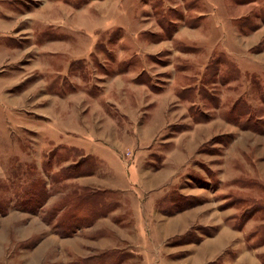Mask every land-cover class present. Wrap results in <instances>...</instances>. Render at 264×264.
<instances>
[{
	"label": "rangeland",
	"instance_id": "374dc122",
	"mask_svg": "<svg viewBox=\"0 0 264 264\" xmlns=\"http://www.w3.org/2000/svg\"><path fill=\"white\" fill-rule=\"evenodd\" d=\"M0 264H264V0H0Z\"/></svg>",
	"mask_w": 264,
	"mask_h": 264
},
{
	"label": "crops",
	"instance_id": "0c3cea01",
	"mask_svg": "<svg viewBox=\"0 0 264 264\" xmlns=\"http://www.w3.org/2000/svg\"><path fill=\"white\" fill-rule=\"evenodd\" d=\"M112 141V140H110ZM85 142H87V144H92L91 140H86ZM83 141V145H86ZM104 142V141H103ZM105 144H107L104 147V155L109 156V164H111L112 166L109 165V169L111 168V170L115 168H119L120 166V162L119 161V157L115 156L116 152H114V146L112 144H110L108 141L104 142ZM115 153V154H113ZM89 154V153H87ZM119 158V159H118ZM138 175V177H136ZM142 175L140 173H113L112 171H109L108 173H100L98 171V169H96L94 172L83 175V186L86 187L88 185L90 186H95V187H115V188H119L120 191L122 190H128L129 187L131 186H136L137 187V182L138 179H141ZM122 189V190H121ZM124 193V192H123ZM134 196H136L135 194H133ZM132 195V196H133Z\"/></svg>",
	"mask_w": 264,
	"mask_h": 264
},
{
	"label": "trees",
	"instance_id": "16d2710c",
	"mask_svg": "<svg viewBox=\"0 0 264 264\" xmlns=\"http://www.w3.org/2000/svg\"><path fill=\"white\" fill-rule=\"evenodd\" d=\"M35 187H36V184L32 183L29 187H27L24 190V192H25L24 194L27 196L29 191L33 192ZM18 192H20V191H18ZM72 194L73 195H70L71 198L69 196V199H67L69 201V205H64L65 206L64 211L61 215L62 221L64 222V227L67 230H71V228L74 226H76V228H78L77 223L75 224V222H76L75 219H77V222H79V217H78L79 211L83 210V208H81V207H82L83 203L87 202V200L83 196L85 194H82V193L77 194L76 193L75 197H73L75 194L74 193H72ZM31 198H33V197L31 196ZM78 199H80V200L78 201ZM30 203H33V202H30ZM88 213H92V212H88ZM76 216H77V218H76ZM83 224H84V218H83ZM76 228H74V229H76Z\"/></svg>",
	"mask_w": 264,
	"mask_h": 264
}]
</instances>
